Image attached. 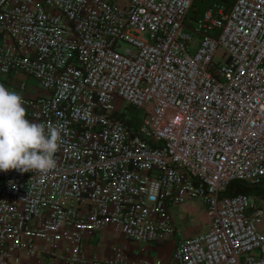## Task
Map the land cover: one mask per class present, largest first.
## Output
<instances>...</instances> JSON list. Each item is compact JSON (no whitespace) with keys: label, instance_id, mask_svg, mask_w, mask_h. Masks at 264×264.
Instances as JSON below:
<instances>
[{"label":"built area","instance_id":"built-area-1","mask_svg":"<svg viewBox=\"0 0 264 264\" xmlns=\"http://www.w3.org/2000/svg\"><path fill=\"white\" fill-rule=\"evenodd\" d=\"M195 2L0 0V77L34 79L26 118L60 131L56 168L0 172V264H149L84 237H174L193 202L209 223L171 264H264V205L227 194L264 180V0Z\"/></svg>","mask_w":264,"mask_h":264},{"label":"clouds","instance_id":"clouds-1","mask_svg":"<svg viewBox=\"0 0 264 264\" xmlns=\"http://www.w3.org/2000/svg\"><path fill=\"white\" fill-rule=\"evenodd\" d=\"M23 97L0 84V172L56 168L60 131L26 118Z\"/></svg>","mask_w":264,"mask_h":264},{"label":"crops","instance_id":"crops-1","mask_svg":"<svg viewBox=\"0 0 264 264\" xmlns=\"http://www.w3.org/2000/svg\"><path fill=\"white\" fill-rule=\"evenodd\" d=\"M16 91H18L17 93H19V91L23 92L19 90V87ZM20 95L27 96L23 94ZM188 206L190 207H174L170 211L172 221L176 229V235L174 237L160 239V241L153 243H133L124 240L118 229L114 226H110L101 233L85 235L83 240L84 250L89 257L105 259L111 256L113 248L123 247L131 260H144L149 264H171L172 255L178 241L203 230L204 228L202 229L197 226L198 222H201L205 228L207 226L201 218L197 221L198 219L196 217L198 216L199 206L197 204H188ZM190 227L196 229L194 233H184L180 236V229L184 230ZM170 240L173 241V245L169 248L163 249V246L170 242ZM21 264H44V261L39 257L23 258Z\"/></svg>","mask_w":264,"mask_h":264},{"label":"rangeland","instance_id":"rangeland-1","mask_svg":"<svg viewBox=\"0 0 264 264\" xmlns=\"http://www.w3.org/2000/svg\"><path fill=\"white\" fill-rule=\"evenodd\" d=\"M194 40H196V39H194ZM0 84H3L6 88H8L12 91H15V92H18L16 90L18 89V87H20L21 84H23L26 86L25 91H23V92L19 91V94H23V95H27V96H39V95L44 94V91L38 86V83L34 79L27 77V76H24V75L17 76V77H0ZM123 112H125L124 109H123ZM125 114L127 117L133 118V119H141L143 117V111L137 110L135 108H128V110L125 112ZM249 196H251L254 199L255 203L264 205V199L263 198H260L259 196H256L254 194H249ZM192 204H197L199 206L198 216L196 217L198 219L197 221H199L201 218L206 223V225H208L209 220H208V217L206 215V211H205L204 206L201 205L199 202H193ZM192 204H190V205H192ZM188 207H190V206H188V205L181 206V208H188ZM197 226L202 228V229L205 228V226L203 227L201 222H198ZM195 230L196 229L193 227H190V228L184 229V230L180 229L179 230L180 236L184 233L192 234L195 232ZM192 235H194V234H192ZM172 245H173V241L170 240V242L166 243L163 246V249L169 248Z\"/></svg>","mask_w":264,"mask_h":264},{"label":"trees","instance_id":"trees-1","mask_svg":"<svg viewBox=\"0 0 264 264\" xmlns=\"http://www.w3.org/2000/svg\"><path fill=\"white\" fill-rule=\"evenodd\" d=\"M209 1L210 0H196L195 5L200 8H204ZM227 194H254L264 199V180L258 185H249L242 182H232L227 189Z\"/></svg>","mask_w":264,"mask_h":264}]
</instances>
